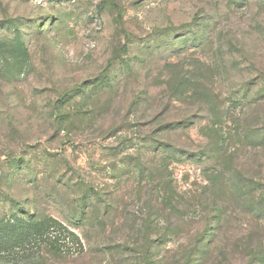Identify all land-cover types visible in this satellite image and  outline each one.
<instances>
[{
	"label": "rangeland",
	"instance_id": "1",
	"mask_svg": "<svg viewBox=\"0 0 264 264\" xmlns=\"http://www.w3.org/2000/svg\"><path fill=\"white\" fill-rule=\"evenodd\" d=\"M261 92L264 0H0V216L15 200L25 216L58 218L83 246L54 264H106L97 252L106 201L129 231L136 184L162 178L182 215L153 254L174 264L221 202L229 171L264 158ZM87 185L100 201L82 194ZM79 201L88 207L77 211ZM90 212L100 225L83 222Z\"/></svg>",
	"mask_w": 264,
	"mask_h": 264
},
{
	"label": "trees",
	"instance_id": "2",
	"mask_svg": "<svg viewBox=\"0 0 264 264\" xmlns=\"http://www.w3.org/2000/svg\"><path fill=\"white\" fill-rule=\"evenodd\" d=\"M21 49L27 55L26 50L22 47ZM66 94L64 93V95ZM257 97H259L258 101L263 99L264 92L259 93ZM255 110L260 112V106L256 105ZM79 112L80 110L77 109L76 113ZM57 124L60 125L58 122ZM173 124V122L162 123L159 131L164 132L168 127L167 125L172 126ZM58 127L57 129L60 130L61 127ZM118 131H122L121 126L116 129L115 134ZM246 136H243L245 139L242 137L243 139L239 138L238 140L240 144H243L244 141V146L248 144ZM25 142L29 141L25 140ZM250 142L252 141H249V145H254L252 147L254 149L256 142L253 144ZM259 142L264 143V138ZM161 145L169 146L170 144ZM219 146H221L220 143L216 144L213 150L219 152L221 149ZM250 159L252 160L249 164L244 157V162L239 168L236 169V165L235 169L229 171L231 176H226L228 182L222 183L224 184L223 196H220L222 203L215 204L214 209L208 208L203 227L194 238L192 237L187 248L182 249L178 255L175 254L176 261L174 264H196L198 262L199 264H208L213 263L214 260L220 263L224 261L223 264L263 262L264 234L260 240H256L255 228L264 232V173L261 174L264 171V158L252 157ZM139 162V159L135 160V165ZM223 173L225 174V172ZM230 179L236 182H230ZM156 183L153 187L141 182L136 184L134 191L141 204L138 208L139 215L130 220L132 227L129 231L123 230L121 227L129 218H123L119 206L115 208L111 206L112 200L106 201L109 207L108 211L105 209V212L110 217L109 223L107 220L103 224L100 220L97 221L98 216L91 215L92 212L88 217L83 218V222L88 220L92 224L97 222L98 225L100 223L103 225L99 230L100 232L98 231V237L100 234L104 235L101 238L103 242L97 252L103 253V255L107 254L105 255L106 264H115V257L139 261L141 264H156L157 261H161V258L158 260L157 256L153 254L154 242L162 241L163 238L175 233L174 230L177 228H175L172 218L175 215H182L180 212L182 210L180 201L182 197L178 195L179 193L173 184L163 182L162 178ZM209 184V190L213 189V183L210 182ZM82 194L87 200L94 197L99 201L101 200L100 193L91 185H87ZM89 197L91 198L89 199ZM96 202V206L94 205L92 208L98 211L99 202L98 200ZM13 203L11 206L12 213L1 214L0 216V263L10 264L11 261L13 264H54L64 261L68 257V253L73 255L81 252L83 246L81 238L69 229L68 224L48 215L32 214L25 216L19 211L21 204L15 200ZM87 205L79 201L75 207H77V211H80V208H87ZM89 205L92 206L90 203ZM105 215L107 214L104 213L103 216ZM175 219L179 220L180 218ZM159 223L161 224L160 228L158 227ZM106 224H110L109 226L112 228L116 227L112 229V233L107 232L105 236L104 226ZM154 232L156 233L153 234ZM71 248H74L73 251H69ZM214 253L217 255L211 256ZM226 255L229 256L224 259ZM170 257L171 255H164L162 261Z\"/></svg>",
	"mask_w": 264,
	"mask_h": 264
}]
</instances>
